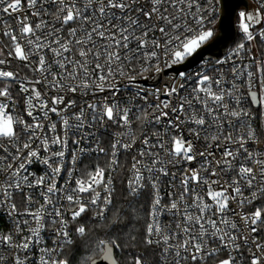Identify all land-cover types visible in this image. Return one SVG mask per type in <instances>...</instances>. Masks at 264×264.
<instances>
[{"label":"snow or ice","instance_id":"obj_1","mask_svg":"<svg viewBox=\"0 0 264 264\" xmlns=\"http://www.w3.org/2000/svg\"><path fill=\"white\" fill-rule=\"evenodd\" d=\"M228 9L0 0V264H264V0L212 58Z\"/></svg>","mask_w":264,"mask_h":264},{"label":"water","instance_id":"obj_2","mask_svg":"<svg viewBox=\"0 0 264 264\" xmlns=\"http://www.w3.org/2000/svg\"><path fill=\"white\" fill-rule=\"evenodd\" d=\"M228 3V10L230 15L225 20V31L228 34V39H223L225 36L224 31H218L217 40L212 41L209 45L206 46L205 50H202L204 51L205 55L211 56L212 58H216L217 56L223 55L226 52L227 48L234 42L237 34V30L235 28L236 12L240 8L244 7V5L247 3V0H228ZM237 4L239 5L238 8H236ZM233 8H235V11H232ZM166 74L167 73H165L164 75ZM159 79L161 78H156L151 81H148L147 85H156Z\"/></svg>","mask_w":264,"mask_h":264},{"label":"built area","instance_id":"obj_3","mask_svg":"<svg viewBox=\"0 0 264 264\" xmlns=\"http://www.w3.org/2000/svg\"><path fill=\"white\" fill-rule=\"evenodd\" d=\"M240 9H242V8H240ZM239 9V10H240ZM238 10V11H239ZM236 21H237V17H236V19H235V24H236ZM218 27V26H217ZM217 34H218V31H217ZM216 34V35H217ZM239 37H240V34H239V32H238V30H237V34H236V38H235V40H234V42L230 45V46H232L236 41H238L239 40ZM229 46V47H230ZM167 75V74H166ZM166 75H164V76H166ZM163 79V77H161V79H159V81L157 82V84L156 85H158L160 82H161V80ZM151 80H153V79H151ZM151 80H149V81H151ZM146 86H151V85H146Z\"/></svg>","mask_w":264,"mask_h":264}]
</instances>
